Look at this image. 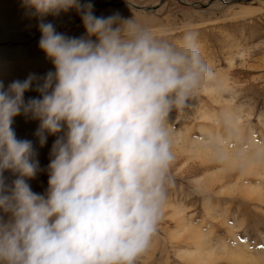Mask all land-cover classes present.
<instances>
[{
  "label": "clouds",
  "instance_id": "1",
  "mask_svg": "<svg viewBox=\"0 0 264 264\" xmlns=\"http://www.w3.org/2000/svg\"><path fill=\"white\" fill-rule=\"evenodd\" d=\"M24 4L40 17L39 47L55 71L0 80V264H139L174 186L172 114L191 107L215 68L196 30L176 41L134 15L98 17L90 0ZM71 9L80 37L43 20ZM30 90L40 96L26 101ZM21 114L40 121L41 147L61 134L44 194L29 183L43 169L33 141L17 137Z\"/></svg>",
  "mask_w": 264,
  "mask_h": 264
},
{
  "label": "rangeland",
  "instance_id": "2",
  "mask_svg": "<svg viewBox=\"0 0 264 264\" xmlns=\"http://www.w3.org/2000/svg\"><path fill=\"white\" fill-rule=\"evenodd\" d=\"M103 1L106 0H90L98 17H105L106 13H119L123 18L134 15L158 34L176 41L186 29L198 32L201 47L217 78L201 89L191 101V107L173 112L171 125L180 133L181 141L201 144L208 138L205 129L214 125L204 116L206 111L217 115L221 125L218 129L231 136L228 145L231 149L252 157L257 147H264V0H214L207 6L200 3L209 0H128L155 7L149 10L120 3L123 0H110L112 4L95 7ZM23 5L24 0H0V80L5 87L13 80L26 79L30 73L43 77L55 71L39 47L41 35L35 37L41 33L40 18L27 19L22 24L11 18L12 8ZM54 23L55 27H62L56 28L57 31L68 36L80 37L86 33L75 9L57 16ZM11 24L19 26L9 29ZM226 81L230 91L223 87L227 86ZM205 88L216 89V94H222L225 99L233 98V106L244 118L243 134L239 138L232 135L223 118L222 103ZM39 96V92L30 90L25 93V100ZM14 120L17 137L32 140L38 152L43 171L29 183L34 192L44 194L48 188L51 149L61 134L48 135L47 143L41 147L35 135L40 121L24 114ZM176 145L172 167L174 186L169 191L157 235L139 264H190L187 257L182 258V253H194L200 246L224 245L229 248L228 254L219 251L207 264H240L241 260L243 264H264V197H260L264 194V178L256 175L257 171L244 176L245 168L236 169L229 160L204 164L206 161L199 157L201 152H183L179 149L181 144ZM226 171L227 178L222 181L220 177ZM5 176L9 183L15 179L10 171ZM215 180L218 183L213 186ZM255 186H259L260 193Z\"/></svg>",
  "mask_w": 264,
  "mask_h": 264
},
{
  "label": "bare ground",
  "instance_id": "3",
  "mask_svg": "<svg viewBox=\"0 0 264 264\" xmlns=\"http://www.w3.org/2000/svg\"><path fill=\"white\" fill-rule=\"evenodd\" d=\"M128 4L133 6L131 3H128ZM133 7H135V6H133ZM137 8H142V7H137ZM152 8H155V7H152ZM143 9H146V8H143ZM147 10H149V9H147ZM34 12H35L34 9H30V8L26 7L24 4L23 7H21V8L20 7L12 8V17L11 18H12V20H15L16 22H18L19 24H22L25 21H27V19H38V18H40V17L34 15ZM63 13H61V14H63ZM1 14L2 13L0 12V15ZM111 14L112 13H106L105 17L110 16ZM56 17L57 16L48 15V16L44 17L43 20H44V22H52L54 25H56L54 23V19ZM9 26H10L9 29L15 30L18 28L19 25L11 24ZM56 28H60V27H56ZM39 35H42V33H39L35 37H37ZM0 44H1V42H0ZM228 85H229V82H227V86H223V87H225V89L227 88V91H230L231 87H230V85L229 86ZM205 90L207 92H209V94H211L213 96L215 95L216 99L222 103L223 118H224L225 122H227L229 127L232 129V135L236 138H239L243 134L242 126L244 123L243 122L244 118H243V115L241 114V111L237 110V107L233 106L235 103V102L233 103V98L232 97L227 98V99L223 98L222 94H216V92H215L216 89L205 88ZM220 91H222V90H220ZM234 93H235V91H234ZM218 95H219V97H218ZM234 101H235V99H234ZM203 114L215 126V127L214 126H210V127L208 126L209 128L205 129L209 133L207 135L208 138H206L205 141H202L201 144H198L199 142H194V141H193L194 143L187 144L188 143L187 141H181L182 138H181V140L178 138V137H180V133L175 131V146H177L176 144H181L179 149L182 150L183 152H190V153H193V152H199L200 153L201 152V155H199V157H200V160L202 159L203 162L206 161L204 164H206L207 162H210V161L225 163L229 160V161H231V164L233 167H235V168L236 167H244L245 168L244 169V176L249 175L251 173L254 174V171H257L256 175H258L261 178H264V147H262V146L257 147L254 151V153H255L254 156L245 157L244 153L240 154L237 151H235L234 148L231 149L230 146H228L229 145V139L231 136L230 137L225 136L224 133H222V131L220 130V128L218 129V127L221 125H220L219 118L216 117L217 115L208 113L206 111H204ZM202 128H204V127H202ZM214 130H216L215 133H213ZM207 131H205V132L207 133ZM185 139H187V138H185ZM185 142H187V143H185ZM200 164L203 165L202 163H200ZM232 166L230 167L231 169H232ZM228 170H230V169H228ZM220 178L222 179V181L224 179H226L227 178V171ZM216 183H218L217 180L213 181V186L216 185ZM255 187H256V191L259 192V186H255ZM260 189H261V187H260ZM258 192H256V193H258ZM259 195L260 194H258V196ZM254 196H255V194H254ZM260 197H264V194H262ZM178 210H181V209H178ZM204 244H206V243H204ZM228 250H229L228 246H225V245L219 246V247L209 246L206 248H204L203 246H200L198 249H195L193 251L194 253H190L189 251L182 253V255H183L182 258H184V256H185V258L187 257L188 260L191 261L190 264H207V263H209L210 257H214V255H216L219 251H221L222 253L227 255ZM250 261L252 263V260H250ZM239 262H240V264H243L242 260Z\"/></svg>",
  "mask_w": 264,
  "mask_h": 264
},
{
  "label": "water",
  "instance_id": "4",
  "mask_svg": "<svg viewBox=\"0 0 264 264\" xmlns=\"http://www.w3.org/2000/svg\"><path fill=\"white\" fill-rule=\"evenodd\" d=\"M162 1H164V0H162ZM212 1H214V0H209V2H207V3H200L202 6H207L208 4H210ZM224 1H226V0H224ZM121 3H131L133 6H135V7H142V8H146V9H150V8H152L151 6H149V5H139V4H136V3H133V2H131V1H128V0H123V1H121ZM107 4H112V1H110V0H106V1H103V2H101V3H98L95 7H101V6H105V5H107ZM61 28V27H60Z\"/></svg>",
  "mask_w": 264,
  "mask_h": 264
}]
</instances>
